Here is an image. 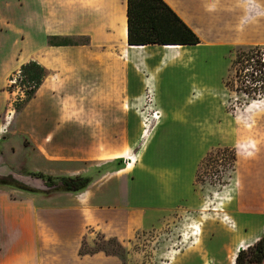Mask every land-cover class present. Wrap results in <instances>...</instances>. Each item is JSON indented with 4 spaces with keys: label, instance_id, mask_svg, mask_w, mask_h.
Listing matches in <instances>:
<instances>
[{
    "label": "rangeland",
    "instance_id": "374dc122",
    "mask_svg": "<svg viewBox=\"0 0 264 264\" xmlns=\"http://www.w3.org/2000/svg\"><path fill=\"white\" fill-rule=\"evenodd\" d=\"M48 1L13 2L28 21L37 4L45 16ZM7 3L0 0V10ZM54 7L53 31L75 44L88 41L79 33V0H54ZM1 38L11 42L15 32ZM222 53L181 47L158 63L160 52L146 48L134 57L108 52L128 62L134 77L105 75L101 89L90 79L71 80L53 91L46 111L45 100L24 101L29 87L19 68L2 78L0 178L39 189L44 182L28 171L89 174L93 182L83 194L49 196L0 185V218L11 233L33 238L30 249L14 236L8 255L32 250L37 264H227V254L252 245L264 217L256 225L248 213L239 218L252 212L240 193L264 188V85L242 78L238 49ZM12 57L7 44L0 73ZM111 105L117 110H107Z\"/></svg>",
    "mask_w": 264,
    "mask_h": 264
},
{
    "label": "crops",
    "instance_id": "0c3cea01",
    "mask_svg": "<svg viewBox=\"0 0 264 264\" xmlns=\"http://www.w3.org/2000/svg\"><path fill=\"white\" fill-rule=\"evenodd\" d=\"M4 1L8 3L6 7L0 10V53L2 48H6V45L10 44L13 47V57L11 66L3 69V72L0 73V83H2V78L20 68L22 64L30 60L35 61L43 67L45 75L31 98V103L35 104L38 101L45 100L46 102H41V111L48 110V107L44 108V106L50 103L49 96L53 95V91L59 85L63 88L70 87L68 83L71 80H75L74 83L80 85L81 80L90 79L93 80L95 89H101V82H103L102 79L105 75L107 76L106 80H118L122 75L126 79L134 77L132 66L128 62L120 65L118 61L107 56L108 52H115L117 55L124 53L128 57L135 56L136 50L128 47L127 41L115 40L112 35V28L116 32L119 22H126L125 0H118V5L122 9L121 15L115 12L116 0H79V33L89 36L88 41L79 44L68 41V38L62 32L53 31L55 21L54 0L47 2L45 16H43V7L37 4L30 13L28 21L27 19L22 20V17L19 16L22 7L17 8L16 3L13 2L14 0ZM165 1L195 32L200 40L197 44H183L181 47L186 50L206 47L212 49L213 52L218 50L221 53L224 52L222 54L227 52L232 56L236 49L240 47L264 46V0ZM17 16L20 20L17 19ZM25 25L29 26L28 31H26ZM17 28L24 30V38L19 37L18 33L16 34L15 29ZM8 30L15 32V38L11 42H8L7 38H1V34ZM145 48L149 54L160 52L158 63L175 56V54H167L162 45L150 44L146 45ZM145 62L146 58H144ZM56 78H62L64 81L62 84L52 82V79ZM107 110L113 112L117 109L116 106L111 105L108 106ZM109 156L106 155V159L110 160ZM120 170L116 169L111 173L114 174ZM260 173L262 174L263 171L260 170ZM127 177L125 176V178ZM119 179L123 180V177H118L115 181L117 182ZM167 181L166 175L165 183ZM263 183L264 179L262 177L258 184L263 185ZM92 184L91 181L85 190L77 193L87 192ZM253 189L250 186L242 187L240 198L247 201L248 206L245 205L244 207H248L252 212L241 211L239 212V218L248 213L249 219L254 221L253 225H256L261 215L264 217V196L261 197L262 195H260V193H264V188L260 186L257 191ZM171 192L175 193L173 188ZM261 227L262 229L256 234L255 242L264 233V225ZM3 233L4 237L0 238V264H37L34 263L37 260V252L34 255L32 250L29 252L24 250L22 253L9 255L7 253L14 236L19 237L17 244L26 246L29 244L30 249H33V238H23L19 234L11 233L5 218H0V236H3ZM262 264H264V258Z\"/></svg>",
    "mask_w": 264,
    "mask_h": 264
},
{
    "label": "trees",
    "instance_id": "16d2710c",
    "mask_svg": "<svg viewBox=\"0 0 264 264\" xmlns=\"http://www.w3.org/2000/svg\"><path fill=\"white\" fill-rule=\"evenodd\" d=\"M126 41L129 45L150 44H197L200 42L195 32L179 17L165 0H125ZM238 58L244 66L258 55L261 46L240 47ZM260 55V54H259ZM242 65V69L244 67ZM241 69V70H242ZM17 76L27 83L25 100H29L42 82L45 70L35 61H28L19 68ZM249 80L264 85V70L257 63L249 73ZM33 177L40 178L46 189L30 187L14 179L0 178V185H10L21 191L37 196H49L52 193H77L86 189L92 181V175H52L42 171H28ZM264 258V233L247 248L239 249L233 264H262Z\"/></svg>",
    "mask_w": 264,
    "mask_h": 264
},
{
    "label": "bare ground",
    "instance_id": "6f19581e",
    "mask_svg": "<svg viewBox=\"0 0 264 264\" xmlns=\"http://www.w3.org/2000/svg\"><path fill=\"white\" fill-rule=\"evenodd\" d=\"M116 35L119 39H122L123 41H126V22L122 21L119 22L118 27L116 28ZM127 44V43H126ZM128 47L132 48L133 50H136L137 53H140L143 51L145 45H128ZM182 45L181 44H164L162 45V48H164V50L167 52V54L169 55H173L176 54L178 48H180ZM179 53V52H178ZM166 54V53H165ZM164 54V55H165ZM178 55V54H177ZM176 55V56H177ZM168 57V56H167ZM171 59V58H170ZM163 61V60H162ZM149 84V83H148ZM153 84V83H152ZM149 87V86H148ZM130 160H133L132 158ZM131 162L132 161H128L126 168H129L131 166ZM124 170V169H123ZM199 230V229H198ZM198 232H196L197 234ZM241 245V244H240ZM238 247V246H237ZM240 248H236L235 250H233L232 252H230L229 254L226 255V260H227V264H233L234 259L236 257V254L238 252Z\"/></svg>",
    "mask_w": 264,
    "mask_h": 264
},
{
    "label": "built area",
    "instance_id": "2783aa9c",
    "mask_svg": "<svg viewBox=\"0 0 264 264\" xmlns=\"http://www.w3.org/2000/svg\"><path fill=\"white\" fill-rule=\"evenodd\" d=\"M260 54V55H259ZM258 55H255L254 57H252L249 62H247V64L245 65V67L243 68L242 71H244V74L242 75V78L245 79L246 82H249L251 84L254 85V87H256L257 85L260 86V82H252L249 80L248 76L249 73L251 71H253V68L256 66L257 63H261L262 64V68L264 70V49H261ZM244 81V80H243ZM242 81V82H243Z\"/></svg>",
    "mask_w": 264,
    "mask_h": 264
},
{
    "label": "water",
    "instance_id": "95a60500",
    "mask_svg": "<svg viewBox=\"0 0 264 264\" xmlns=\"http://www.w3.org/2000/svg\"><path fill=\"white\" fill-rule=\"evenodd\" d=\"M235 260V259H234ZM234 263V262H233Z\"/></svg>",
    "mask_w": 264,
    "mask_h": 264
}]
</instances>
